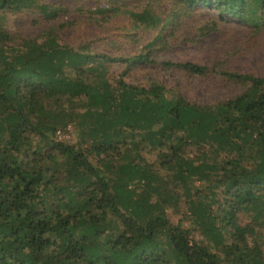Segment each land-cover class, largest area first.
Returning a JSON list of instances; mask_svg holds the SVG:
<instances>
[{
	"label": "trees",
	"instance_id": "trees-1",
	"mask_svg": "<svg viewBox=\"0 0 264 264\" xmlns=\"http://www.w3.org/2000/svg\"><path fill=\"white\" fill-rule=\"evenodd\" d=\"M195 1L239 18L250 3L264 8V0L190 3ZM34 3L0 0V11L19 12ZM47 8L50 6L42 4L43 12ZM131 14L143 26L156 18L147 9ZM169 21L165 17L162 24ZM58 25L62 27V23ZM46 33L43 41L23 37L17 43L14 34L0 30V264H264L252 222H240L241 212L250 211L255 212V224L264 225V217L258 221L264 211V76L193 62L158 63L162 69L173 67L195 76L216 73L245 84L232 97L201 103L173 92L158 80L137 85L107 76V66L114 61L129 69L157 63L150 51L115 57L74 50L60 44L55 32ZM152 43L153 39L147 46ZM74 97H83L84 114L94 119L89 129L102 136L88 145V154L110 163L139 129L145 131L142 143L158 148L163 162L177 159L180 178L207 180L209 170L219 172L216 179L209 180L220 190V197L212 198L217 209L202 200L203 205L192 202L190 210L195 227L224 255L195 240L188 229L170 223L163 214L140 224L139 219L155 205L147 199H134L128 185L123 192L117 185L123 173L151 185L154 176L146 166L124 162L116 168L110 163L119 174L117 183L110 186L87 153L74 145L49 139L44 151L19 157L28 135L47 138V132L55 131L54 123L42 119L41 114L52 109L56 114L71 115L63 104ZM189 145L213 147L215 161L191 163L180 153ZM57 156L62 163L55 161ZM78 168L93 178L79 179L85 185L74 197L46 203L49 185L71 177ZM104 221L108 227L102 225ZM112 223L119 224L120 231H111ZM157 228L167 247L155 240ZM106 246L112 249L111 255L104 253Z\"/></svg>",
	"mask_w": 264,
	"mask_h": 264
},
{
	"label": "rangeland",
	"instance_id": "rangeland-1",
	"mask_svg": "<svg viewBox=\"0 0 264 264\" xmlns=\"http://www.w3.org/2000/svg\"><path fill=\"white\" fill-rule=\"evenodd\" d=\"M42 4L50 8L43 12ZM102 9L111 10L104 14L101 12ZM144 9L149 10L156 18L152 23L145 21L146 24L143 26L131 13H139ZM248 9L244 16L239 18L220 14L212 4L205 6L199 1L190 3V0H35L34 6L30 9L19 12L0 11V30L4 29L14 34L17 43L18 39L23 37L43 41L46 38V31L51 30L58 36L57 41L60 44L68 45L74 50L86 49L115 57L150 51V56L157 63L129 69L125 64L114 61L107 66V76L113 81L121 78L127 83L137 85H147L152 80H158L167 85L168 89L191 101L212 104L240 93L245 84L216 73L195 76L175 70L173 67L162 69L158 63L193 62L218 70L264 76V8L250 3ZM165 17H169L170 21L163 25ZM59 23H62V27L58 25ZM152 39L153 43L147 46ZM69 73L75 75L74 72ZM72 101L63 104L71 115L56 114L52 109L41 114V118L54 123L56 129L53 133L47 132V138L35 133L28 135L27 143L21 148L20 158L44 151L48 147L49 139L74 145L82 152L87 151L93 140H101V134L91 133L89 129L94 119L85 116L83 97H74ZM144 134L145 131L136 129L133 141L128 140L126 144L120 146V155L114 156L110 163L116 168L124 162L139 163L148 167L149 174L154 176L151 185L137 178L129 179L127 173L121 174L119 180L117 169L111 167L109 161H102L86 152L87 158L93 167L106 177L110 186L117 183L118 179L117 186L120 192L128 185L127 188L132 190L134 199L139 201L147 199L149 203L155 205L139 219L140 224L145 225L156 214H163L170 223L188 229L195 240L208 245L219 255H224L195 227L190 210L192 202L202 204L203 200L209 205L212 204V198L220 197L219 188H215L209 182L212 178L216 179L219 172L209 170L207 180H201L197 176L180 178L176 167L177 159H166L163 162V159L159 158L158 148L142 143ZM213 151L214 148L209 145L204 149L189 145L182 147L180 153L191 163L198 165L213 163L215 161ZM124 152L126 156L123 158ZM244 159L248 157L244 155ZM55 161L62 163L63 159L57 156ZM123 166L122 164L120 169ZM70 175L71 177L68 175L69 177L66 176L59 183L49 185L45 192L46 203H55L59 198L74 197L85 185L79 179L93 178L81 168L74 169ZM111 190L114 192L112 187ZM212 208L215 211L217 204H212ZM93 213L98 215L100 211ZM254 215L255 212L243 211L240 214V222L242 224L252 222L264 254V225L255 224ZM260 217L258 221L263 219L264 211ZM112 224L109 225L111 231H120L119 224V227ZM102 225L108 227L106 221ZM160 231L159 228L156 229L155 240L161 246L167 247L164 237L159 236ZM104 253L111 255L112 249L106 246ZM171 254L174 255L172 252Z\"/></svg>",
	"mask_w": 264,
	"mask_h": 264
}]
</instances>
